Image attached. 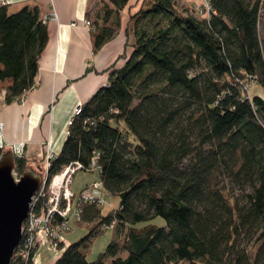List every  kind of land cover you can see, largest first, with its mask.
I'll use <instances>...</instances> for the list:
<instances>
[{"label":"trees","instance_id":"1","mask_svg":"<svg viewBox=\"0 0 264 264\" xmlns=\"http://www.w3.org/2000/svg\"><path fill=\"white\" fill-rule=\"evenodd\" d=\"M206 1V15L177 0H140L129 13L130 53L81 105L49 170L79 162L110 205L106 214L81 206L89 232L62 244L53 264H264L262 0ZM128 2L100 6L94 52L116 34ZM47 40L37 7H0L5 104L35 86ZM250 84L263 95H250ZM25 169L16 158L17 175ZM109 229L112 240L89 261L92 240ZM32 252L10 264H33Z\"/></svg>","mask_w":264,"mask_h":264},{"label":"crops","instance_id":"2","mask_svg":"<svg viewBox=\"0 0 264 264\" xmlns=\"http://www.w3.org/2000/svg\"><path fill=\"white\" fill-rule=\"evenodd\" d=\"M103 2L108 0H0V7L6 6L8 11L29 6L37 7L41 18L52 12L57 16V20L45 22L48 40L39 58L35 89L26 93L22 101L5 104L4 88L10 81H0V123L8 148L24 143L25 156L41 160L44 143L49 141L58 155L66 139V123L75 108L106 83L109 68L123 65L120 56L128 54L131 43L124 35L127 17L140 0H129L120 12L116 34L94 52L92 28L83 21H92ZM58 255L42 244L35 250L32 261L53 264Z\"/></svg>","mask_w":264,"mask_h":264},{"label":"built area","instance_id":"3","mask_svg":"<svg viewBox=\"0 0 264 264\" xmlns=\"http://www.w3.org/2000/svg\"><path fill=\"white\" fill-rule=\"evenodd\" d=\"M205 10H209L207 1H204L203 7L198 10L199 13H204ZM43 22L48 20H57L55 12L50 15L42 17ZM83 24L86 27H92L89 20H84ZM74 26V24H72ZM35 86L28 92L34 90ZM27 92V93H28ZM24 97V96H23ZM22 97V98H23ZM22 98L20 101H22ZM81 112V105L75 108L72 117L66 123L65 136L69 134L68 128L73 124L74 118ZM5 146L2 135V123H0V149ZM15 158H22L24 144L19 143L10 148ZM44 175L42 176V182L32 197L29 205V211L27 218L22 225V237L16 247L12 257L14 262L18 260H25L28 258L32 249L36 248L38 243L41 242L38 232L43 234V240L49 246V248L56 251L59 247L65 243L64 232L69 231V218L77 223L82 220V208L84 204L95 205L97 207L109 206L110 203L105 200L101 183L97 180L91 184L85 186L78 194H74L70 187L73 182L74 175L78 171H82L81 165L77 161H72L63 166L56 173L50 174L51 161L56 158V154L51 149L49 141L44 143ZM92 162L91 168L97 172ZM13 173H16L15 171ZM19 175H15L18 180ZM70 212L71 215H67L65 209ZM106 227H104L105 229Z\"/></svg>","mask_w":264,"mask_h":264},{"label":"water","instance_id":"4","mask_svg":"<svg viewBox=\"0 0 264 264\" xmlns=\"http://www.w3.org/2000/svg\"><path fill=\"white\" fill-rule=\"evenodd\" d=\"M15 159L10 148H5L0 156V264H10L32 197L42 182L32 162L26 163L25 171L16 180Z\"/></svg>","mask_w":264,"mask_h":264},{"label":"rangeland","instance_id":"5","mask_svg":"<svg viewBox=\"0 0 264 264\" xmlns=\"http://www.w3.org/2000/svg\"><path fill=\"white\" fill-rule=\"evenodd\" d=\"M204 1L205 0H177V3H178V6L180 8H182L184 4H187V5H192V9L194 11V13H198V10L197 9H200V7H203V4H204ZM9 13H13V11H9ZM97 12L94 13V15H96ZM260 17H261V20L259 21L258 23V34L260 36V39L264 38V0H262V6H261V9H260ZM94 18V17H93ZM130 53V50L128 51V54ZM248 93L250 95L252 94H260V95H263V92L262 90L256 86V85H251L249 86L248 88ZM2 133H3V124H2ZM24 144V143H23ZM25 146V144H24ZM12 147V146H11ZM43 147V145H42ZM5 148H8V146L6 145L5 143V146L0 149L1 151H3ZM44 149V148H43ZM43 157H44V151H43ZM22 158L26 160V163L27 162H32V163H35L34 164V169H35V172L37 174H40L41 176L44 175V160L41 159V160H36V157H29V156H25L24 154V151H23V154H22ZM22 175V174H21ZM19 175V177L21 176ZM18 177V178H19ZM97 174L95 173H92V172H86V171H78L76 172V174L74 175V178H73V182L71 184V191L74 193V194H78L79 191L84 188L86 185L88 184H91L92 181L94 180H97ZM105 197V200L107 202L110 201V197L107 196V195H104ZM114 202L116 203L117 200L114 199ZM65 209V212L63 211L62 213H66L67 215H71L70 212L68 210ZM101 211L103 214H106L107 213V208L106 206L101 208ZM154 223L157 224V225H163V220L160 219V218H156L154 220ZM69 231H65L64 232V236H65V241L70 244V243H75L77 242L79 239H81L83 236H85L86 234H88L89 232V224H86V223H76V221H73L72 218H69ZM38 236L40 237L41 239V242L38 243V245L36 246V249L41 246L42 244H46L45 241L43 240V234H41V232H38ZM114 236V231L109 229V230H105L103 233H101L100 235H98L97 237H95L93 240H92V243L90 245V249L87 253V259L89 261H93L97 258L98 254L102 253L105 251L106 249V246L109 244V242L112 240ZM65 243V244H67ZM35 248L32 249L31 251H33L32 253L34 254L35 253ZM51 251H54L53 249L49 248ZM55 253L59 254L61 251H60V247L59 249H57L56 251H54ZM180 264H187V263H184V262H181Z\"/></svg>","mask_w":264,"mask_h":264}]
</instances>
